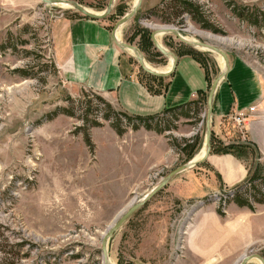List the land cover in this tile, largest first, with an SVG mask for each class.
I'll use <instances>...</instances> for the list:
<instances>
[{"label": "rangeland", "instance_id": "obj_1", "mask_svg": "<svg viewBox=\"0 0 264 264\" xmlns=\"http://www.w3.org/2000/svg\"><path fill=\"white\" fill-rule=\"evenodd\" d=\"M72 1L98 13L109 2ZM135 1L115 0L106 18L118 22ZM172 1L142 0L129 20L124 42L140 49L145 62L156 70L169 68V57L155 48L150 34L173 26L183 37L242 56L264 83V0H193L201 6L204 22L188 14L175 19L167 9ZM236 8L260 13L258 23L240 17ZM66 12L78 13L74 7L41 0H0V264H104L106 230L204 148L206 98L198 120L180 118L175 123L169 138L173 149L159 151V156L142 149L140 139L102 129L109 123L95 94L71 88L54 66L48 26L54 16ZM157 39L172 53L196 48L223 64L217 52L182 42L171 32ZM61 108H70L75 116L59 113ZM83 116L102 123L88 129L91 147L78 130ZM248 123L243 130L229 123L224 136L239 138L238 145L223 152L241 161L242 178L228 184L208 163H198L185 172L202 188L183 197L170 179L109 238L108 255L114 264H238L245 255L264 260V203L253 201L251 209L232 200L234 191L264 175V134L255 136ZM183 139L191 145L189 156L179 146ZM149 143L155 150L161 146L157 140ZM260 186L264 191V183ZM201 214L224 225L240 219L235 228L227 227L231 233L213 235L214 251L207 260L195 243L200 240L196 233L202 227ZM243 224L247 229L238 235ZM246 264L263 263L253 258Z\"/></svg>", "mask_w": 264, "mask_h": 264}, {"label": "crops", "instance_id": "obj_2", "mask_svg": "<svg viewBox=\"0 0 264 264\" xmlns=\"http://www.w3.org/2000/svg\"><path fill=\"white\" fill-rule=\"evenodd\" d=\"M128 23L130 22H125L115 30L116 24L110 23L108 18L97 20L74 12L54 16L48 26L49 40L54 66L60 79L73 89L91 90L104 98L116 110L124 111L129 115H158L169 108L192 102V100H201L205 103L204 98L208 97L210 85L223 71V64L221 65V62L208 52L205 53L196 48H180L179 51L174 52L177 56V64L171 75L156 77L143 70L147 74L144 76L134 63L135 53L118 45L114 38L124 42L123 36L130 25ZM228 57L230 69L219 82L212 98L211 150L208 158L202 163H208L210 170L218 173L226 183L233 184L242 178L245 169L236 156L224 153L222 150L225 146H236L240 143L239 138L227 140L224 137L227 133V125L233 124V116L238 112H247L249 107L256 106L254 114L257 115L252 121L250 118L249 122L252 123L251 127L255 136L262 137L261 134H264V83L257 71H254V68L242 56L228 54ZM168 63L163 67H166ZM218 68L219 72H217ZM180 118L188 122L192 121L189 118ZM107 128L111 129L112 135L121 136L112 129L110 124L102 129ZM123 135L140 139L142 149L146 152H158V156L162 155L160 152L164 153V150L173 149L169 131L157 133L144 127L137 130L128 128ZM152 140L160 141L161 146L157 147L159 150H155L149 143ZM161 158L162 156L159 160ZM185 171L188 169L170 178L172 180L170 183L176 187L174 191L180 197L192 195L194 190L202 188L197 187V184L193 182L196 177ZM199 218L202 227L196 234L199 235L200 240L198 242L196 240L195 243L199 245L200 255L207 260L211 258L214 251L213 235L217 233L219 237L222 234L231 233L230 228L227 227L235 228V225L240 223V219L233 224L224 225L221 220L211 218L208 214H201ZM246 229L243 224L237 234H243Z\"/></svg>", "mask_w": 264, "mask_h": 264}, {"label": "trees", "instance_id": "obj_3", "mask_svg": "<svg viewBox=\"0 0 264 264\" xmlns=\"http://www.w3.org/2000/svg\"><path fill=\"white\" fill-rule=\"evenodd\" d=\"M172 14L175 15V19L180 18L184 14H188L191 16L194 21L204 22L203 16L201 13V6L197 3L193 2V0H173L171 4L167 5ZM235 12L242 18L248 19L250 22L258 23V15L257 13H245L246 8L243 9H234ZM262 19L264 21V14L261 13ZM94 93V92H93ZM95 94V93H94ZM103 107L100 109L104 112L102 113V118H104L112 129H114L117 134L123 135L128 128H132L137 130L141 127H144L148 130H154L157 133H165L171 132L173 129H176V122L180 119V117L189 118L192 121L198 120L201 112L204 110V102L201 100H196L180 106H176L173 108H169L165 110L163 113L152 116H138V115H129L128 113L120 110H116L110 103H108L104 98L95 94L94 95ZM59 113H64L70 116H75V112L70 108H61ZM81 118V117H79ZM84 119V124L79 127V132L84 134L85 143L88 146H92L91 136L88 132L89 128L95 126H101L102 123L97 120H89L88 118ZM189 140L183 139V141L179 144L182 152H184L187 156L191 154L190 143ZM172 144V143H171ZM173 145V144H172ZM231 145L225 146L222 150L226 152V150L231 149ZM260 183H264V175L256 178L252 182H247L241 188L233 192L232 200L236 202L239 206H247L249 208H253V201L256 203H264V191L262 190V186Z\"/></svg>", "mask_w": 264, "mask_h": 264}, {"label": "water", "instance_id": "obj_4", "mask_svg": "<svg viewBox=\"0 0 264 264\" xmlns=\"http://www.w3.org/2000/svg\"><path fill=\"white\" fill-rule=\"evenodd\" d=\"M41 1H43L44 3H48V4H56L58 2H62V0H41ZM70 2L73 4V7L78 11V13H81L82 15H85L89 18H93V19L98 20V19H105L106 17H108L111 14V12H112L111 10L114 7L115 0H109L106 9L104 11H102L101 13L93 12L92 10L82 6L81 4H79L76 1L70 0ZM141 3H142V0H138L137 3L133 6V8L125 16H123L117 23H115L116 24L115 30L118 27H120L121 25H123L125 22L129 21L134 16V14L138 11L137 9H139ZM168 32L173 33V35H175L179 40H181L182 42H185L189 45L201 46V47H204L206 49L217 52L222 57V59H224V61H225V69H223V71H221V73L213 81L212 85H210L211 88H210L208 97L206 98L207 99V110H206V124H205L206 125V137H205L206 149L204 150L205 153L201 158L192 160L188 164H184V165L178 167L177 169L172 171L170 174H168L166 177L162 178L161 182H159V184L155 188H153V190L151 192H148V194L146 196H144V198L142 200H140L139 202H137L136 204H132L129 207V209L126 212H124V214H122V216L119 219H117V221L107 230V232L103 236L101 247H102L103 255L105 258H107V256H108L107 243H108L109 238L111 237L113 232L118 230L124 224V222L127 221L126 219H128L136 210H138L149 199H151L154 195H156L158 193V191H160L162 188H164L166 186V184L169 182L171 177H173L174 175L178 174L179 172H181L185 169H188V168L195 166L198 163H202L206 158H208V155L210 154V150H211V138L210 137H212V129H211L210 124L212 123V113H213L212 112L213 111V99L212 98H214V93L217 89L219 82L225 76L227 71L230 69L228 54L223 49L218 48L217 46H214L212 44H206V43H201V42H198V43L197 42L196 43L190 42L185 37H183L182 35L179 34V31L177 28H175L173 26H164V27L160 28L159 30H156L152 34H150L152 42L155 45V48L158 49L164 56H167V57L172 56L173 57L171 69L167 72H163V71H158V70H155V69L148 67L146 65V62H145V59H144L142 52L136 46L129 44V43H126V42H119L116 37H114V36L113 37L116 39L118 45H120L124 48H127L129 50H132L135 53L136 58L140 64L141 68L145 72H147L149 75L156 76V77H168L169 75H171V73L173 72V70L176 67L177 56L174 53L167 50L166 48H164V46H162L160 44V42L158 41V39L155 36L159 33L164 34V33H168ZM253 258L260 259L262 261V263L264 264V260L258 255H245L242 257V259L240 260V262L238 264H246L248 261H250Z\"/></svg>", "mask_w": 264, "mask_h": 264}, {"label": "bare ground", "instance_id": "obj_5", "mask_svg": "<svg viewBox=\"0 0 264 264\" xmlns=\"http://www.w3.org/2000/svg\"><path fill=\"white\" fill-rule=\"evenodd\" d=\"M68 1H69V2H68ZM71 1H72V0H71ZM137 1H138V0H136L134 3L136 4ZM135 4H134V5H135ZM56 5H57V6H61V7H62V6H66L67 8H72V7H73V4L70 2V0H62V2H58V3H56ZM162 27H164V26H162ZM162 27H160V28H162ZM160 28H157L156 30H159ZM156 30H155V31H156ZM164 34H165V33H164ZM164 34H163V33H159V34H157V35H155V36H156V38H157L158 36L161 37V36L164 35ZM185 38H186L187 40H189L190 42H193V43H196V42H197V43H198V41H197L196 39H190L189 37H186V36H185ZM158 41H159V40H158ZM159 42H160V41H159ZM199 47H201V46H199ZM202 48H203V47H202ZM205 49H206V48H205ZM219 59L222 60V62H223V69H225V61H224V59H222L221 56H220ZM172 60H173V57L170 56V57H169V60H168V61L170 62V66H169V68H166V69H164V70H169V69L172 67V62H173ZM146 65H147L148 67L152 68L147 62H146ZM152 69H153V68H152ZM155 70H156V69H155ZM157 70H158V69H157ZM158 71H160V70H158ZM161 71H162V70H161ZM205 149H206V146H205V144H204V148H203V150H201L200 154H198L195 158H196V159L201 158V157L204 155V153H205V151H204ZM112 225H113V224H112ZM112 225H111V226H112ZM111 226H110V227H111ZM110 227H109V228H110ZM109 228H108V229H109ZM108 229H107V230H108ZM107 230H106V232H107ZM106 232H105V233H106ZM104 235H105V234H104ZM104 235H103V236H104ZM107 245H108V243H107ZM107 250H108V246H107ZM102 260L104 261V264H114L113 261L110 259L109 255L107 256V258H105L104 255H103V259H102Z\"/></svg>", "mask_w": 264, "mask_h": 264}, {"label": "built area", "instance_id": "obj_6", "mask_svg": "<svg viewBox=\"0 0 264 264\" xmlns=\"http://www.w3.org/2000/svg\"><path fill=\"white\" fill-rule=\"evenodd\" d=\"M256 106H251L249 107L247 110V112H238L237 114H235L233 116V124H235V126H237L240 130H243L246 125H248L251 116L254 114ZM233 195V194H232Z\"/></svg>", "mask_w": 264, "mask_h": 264}]
</instances>
